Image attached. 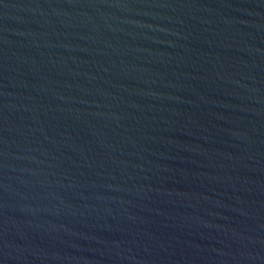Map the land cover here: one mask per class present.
I'll return each instance as SVG.
<instances>
[{
  "label": "water",
  "instance_id": "1",
  "mask_svg": "<svg viewBox=\"0 0 264 264\" xmlns=\"http://www.w3.org/2000/svg\"><path fill=\"white\" fill-rule=\"evenodd\" d=\"M0 264H264V0H0Z\"/></svg>",
  "mask_w": 264,
  "mask_h": 264
}]
</instances>
